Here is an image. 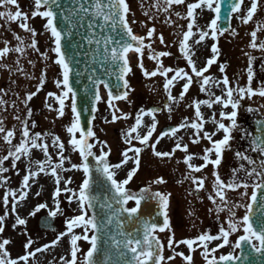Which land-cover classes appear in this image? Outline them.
Returning a JSON list of instances; mask_svg holds the SVG:
<instances>
[{"label":"snow or ice","instance_id":"snow-or-ice-1","mask_svg":"<svg viewBox=\"0 0 264 264\" xmlns=\"http://www.w3.org/2000/svg\"><path fill=\"white\" fill-rule=\"evenodd\" d=\"M259 0H251L250 7L247 8L246 13L243 16H237L238 19L242 21L243 24H248L252 19L254 14L258 10ZM73 7L64 9V6L60 3V0H34L35 10L32 11L31 17L35 18L39 16L46 19L44 28L46 31L50 32L51 37L53 38L54 47L51 49L52 52L56 54V59L54 61L61 68L62 79H57L55 81L56 87L60 89V94L56 95L54 93H48L49 97H55L59 103V108L56 110L58 116L62 117L64 115L65 102L66 100H71V111L73 113V122L71 126L67 127V132L71 134L69 144L72 147L73 151H78L81 157V163L79 165L73 164L72 168L77 170H82L84 178L77 189L69 187L73 183L71 177L64 179L62 175L58 172L61 171H71L63 167L64 160L66 159L63 155L65 150V145L59 141V137H55L52 140L53 145L58 146L60 161L59 163H52L51 156L48 153V145L44 143L47 133L42 136L40 133H35L30 136L28 119L31 118L32 112L28 108L27 116L28 119L22 120V134L21 140L18 144L13 145L12 138L14 137V130L6 131L3 127V121L0 120V133H3L2 139L6 144L9 145L8 154L0 157V174L7 173L9 169L4 167V162L10 157L12 158V167H16V161L21 159V156L29 157L31 149H40L43 151L46 159L44 161H36L37 171H32L31 164L32 161L29 160V166L26 169V173L20 185L19 194L17 191L7 190L3 196V205L5 207V212L3 215H0V233L5 231L4 222L8 217V205H9V196L12 197L11 212L15 215V224L12 225L15 228L18 225L26 226L27 220L21 218L17 214V205L20 202L25 201L28 197L29 190L31 188L30 180L34 179L40 173L45 175H51L54 177L55 188L52 194V200L55 204V209H49L47 203L37 204L33 210L29 212V216L34 217L42 209H49L48 216L56 217L57 214L63 215V210L60 207L59 197L62 193H67L65 196L68 204L71 205L73 202L77 204L79 210V215L74 217L66 218L65 225L66 231L60 232L56 238L51 242V244H45L42 247H37L32 251L29 249L35 243L28 237L27 242L24 245L25 254L20 256L17 259H11L9 252L6 250V245L10 243V240L3 239L0 241V264H20V261H23V264H28L30 257L35 258L37 253L45 252L49 248L55 247L59 244L61 239L65 236H68L70 239V259L65 256H61L60 260L63 264H78V253L81 251L78 246V241L84 240L90 244V248L83 256V260H79V264H98L94 259V256L98 254L100 245H101V236L100 233L107 227L108 224L112 222L113 216H120L122 214H127L125 219L133 223V229L130 231H119L118 236H121L122 239H117L116 236H110L109 239L117 249L120 255V259L115 262V264H166V261H171L175 259L176 256H181L186 264H193L192 252L195 251L194 245L201 247L203 251L201 252L202 257L204 258L206 264H236V262H244L248 260V256L252 252L259 253L261 256H264V211L261 212L258 218L253 219V206L258 205L261 209H264V200L260 197H264V158H261L259 161L253 159L251 156L246 155L244 152L237 150L235 156L241 161H246L250 167H245L242 163L239 168H234L232 170L233 178L225 183L221 178L218 172H214V181H213V192L214 195H209L208 199L216 205L215 211L217 217L221 212L227 211L228 219L225 222L227 227L223 224L220 225L219 233L217 235H211L208 232L202 233L196 238L183 239L180 241H175L174 233L169 235L167 239V248L173 250V255L165 258L163 252L165 250L164 243L156 235L158 232H165L168 230L171 233L170 219L168 216V207H169V198L171 193H162L159 191L153 192L151 187H146L140 189L138 193L131 192L126 186L132 181L133 177L136 175L140 167L141 162V153L144 150L142 147L132 146V140L135 139L142 146L151 147L153 155L158 158H171V156L176 152V150H182L185 153L188 152L187 144L182 145L179 141L175 144V147L171 152L157 151V145L164 136L175 135L180 128L191 127L195 129L192 143L196 144L200 142V139H206L212 145L210 148L204 149V155L199 157L204 161L203 164L196 166L190 163L194 158V155L187 154L184 158V163L192 172H201L203 168L207 167L209 164L213 165L214 168L218 167L221 164L223 153L226 150H230V141L233 139V131L238 129L237 124V109L240 107V101L247 98L251 99L255 95L264 97V87H261L258 91H254L251 87V82L253 80V61L256 59L253 56H249L248 64V86L232 88L229 86V80L225 75L220 81H213L212 78L204 75L208 71V68L214 64L219 56V49L214 43L211 46L212 56L206 61V66L197 69L195 61L192 59L194 52L190 53L188 40L190 37L195 35L193 33V27L197 26L199 39L195 41L196 44L201 43L205 40L206 37H209L215 41L217 40L218 34L223 35L224 32L229 31V28H221L218 21L221 16V7L222 4L227 6V19L230 20L233 14H238L242 11V5L244 0H197L195 3L187 4V14L186 17H181L189 19L187 24V31L183 34V39L180 44V50L184 55V58L187 60L188 66L191 68L192 73L197 78H202L200 84V90L202 92H208L209 99L204 101L195 102L196 112L195 116L199 119V123L192 122L189 124L187 118L183 123L178 127H173L169 131L162 132L159 137H157L154 143L149 144L150 138L153 135V132L156 130L157 121L154 113L158 109H149L145 111L141 109L135 119V124L127 131L125 135V143L129 145L125 150L121 152L122 159L117 164H111L109 160V155L111 153L110 147L106 142L96 141V143H90V139L95 138V133L91 126L87 127L85 130L81 127V111H78L77 108V91L74 87V84L70 80V76L73 74V67L71 66V61L68 59L67 51L62 45V39L65 36L71 37L73 35V29L77 26L83 27L85 20L87 19V28L90 30V35L86 37L87 42L96 46L95 52L101 56V63L108 65V68H116V72H109L108 68H105V73L108 75H115L117 79V84L114 86L116 89L123 87L125 91L122 93L113 94L112 87L109 83L105 82L103 79L98 77H89L92 81V84L95 86L96 91L94 93L93 106L91 108L92 119H95V112L97 108L95 104L101 101V96L99 94V86L104 85L105 88L109 89L108 91V107L112 109V120L106 122H115L118 119H127L128 114L122 113L121 110L115 106L114 101L126 100L129 94L130 86L129 82L125 77L131 73L132 69L129 64L128 54L130 52H135L138 54V64L137 66L141 69L146 78L155 77L161 75L165 77L164 89L168 92V100L177 102V98L171 95V86L177 78L185 79L186 82L183 84V91L180 93L179 99L182 100L185 94L188 92L190 85L193 82V76L189 75L183 68L173 69V68H164L162 63H160V58L169 56V52L161 51L155 52L152 49V44H145V39L151 40L155 33V28H149L145 36H137L133 33V29L129 24L127 19L130 14V7L126 0H72ZM185 0H165L164 11L167 12L169 8L173 5H183ZM10 6H14L17 10L12 12ZM159 7V5H156ZM207 8L211 12L215 13V16L207 23V30H200L199 26L196 25V10L200 9L201 11L204 8ZM44 10H41V9ZM0 9H5L0 11V20H3L5 24L10 22L20 21L19 27L25 32L31 34V43L25 44L24 38L19 35L13 34L14 38L18 41L17 45L14 48L8 46V41H4V47L0 49V60L6 57L9 52L20 53L21 55L25 54L26 48H31L33 51H39L37 47V32L35 29L31 28L28 24L29 15L26 12L20 10L18 0H0ZM63 9V11H61ZM145 15H148L145 12ZM176 16L180 17L181 13L176 12ZM153 19V17H149ZM166 23H171V21H165ZM132 23H136L133 19ZM95 28L100 29V34L97 35L95 31H91ZM264 31V24H258L257 29L253 30L251 35L250 47L253 49L259 48V50L264 51V41L257 44V32ZM113 33H116L119 36V39H116L113 36ZM232 34H235V30H232ZM161 44H164V37L161 34L158 37ZM145 49L149 50L148 58L150 60L157 61V69L149 72L144 68L143 65V55ZM42 57L46 60L48 59L47 53H42ZM247 55V53H246ZM29 63H33L29 61ZM17 71H23L19 67V59L16 61ZM2 68H9L6 64H0ZM224 65L220 66V72H224ZM174 72L175 74L168 78V74ZM75 76L79 77L80 73L75 72ZM210 81L215 83L217 86L219 84L224 85V90L221 96L213 97V93L206 88L209 85ZM46 82V73L42 72L39 78V83L36 88V92H30L26 95L25 107L27 108L28 102L40 91ZM122 82V84L120 83ZM76 84H79L80 81L76 80ZM2 91V90H0ZM234 93L239 97V99H234ZM226 97V98H225ZM4 101L0 100V104H3ZM204 104L209 108H212L214 104H219L223 108L231 107L232 111L226 113L221 111L220 121L215 119V116L212 117V123L216 125V131L223 132V138L219 140H214L213 136L216 135V132L209 133L203 131L204 123L202 114L200 112V105ZM46 107L51 108V105L47 104ZM168 107V105H165ZM169 111L171 109L169 108ZM248 111H254L249 108ZM117 113H120L118 116ZM144 116H151L152 123L150 125H145L147 128L146 134L141 136L137 129L141 126ZM17 120L20 119L19 116L15 117ZM223 120L230 121L229 125L223 123ZM91 121H89V124ZM32 128H35V122L31 124ZM79 132L80 138L77 139L75 134ZM262 135L258 136L250 141L251 151L258 153L260 156L264 157V128L261 129ZM133 133H137L135 137L132 136ZM202 133V136H201ZM39 141V143H38ZM96 144H100L99 149L100 154L96 155L93 152V148L96 147ZM108 149L105 151V149ZM133 153V155H129ZM215 154V159H210V154ZM91 158V159H90ZM131 162L134 166L126 172V176L122 180H117L116 175L117 171L121 170L128 163ZM50 170V171H49ZM240 172L244 173L245 178H241L238 174ZM18 174V173H17ZM188 178V177H186ZM193 184L197 186L196 190L199 191L204 187L205 178H196L191 177ZM251 181V183H249ZM100 182H104L108 185V190L114 193L110 198L115 205H118V208L113 209L112 203H107V207L112 210V215H110L106 221L103 223L98 219L97 215L93 213L89 216V209L94 208V201L98 198L93 195L94 186ZM7 183V178L0 175V186H3ZM63 183L64 187L61 188L60 185ZM166 181L163 177H158L155 180L151 181L150 184H164ZM252 188L250 197H248L247 189ZM239 189H244L243 192H240V199L243 200L245 197H248V203H237L230 202L226 197V190L236 192ZM258 191L260 196H258ZM36 196L40 195V192L35 194ZM217 198L219 199V204H217ZM152 199L156 200L160 207V215L163 216V224L158 225L155 222L142 221L138 215L141 202ZM129 201H134L135 206L127 207ZM244 208L245 214L241 218H236L235 209ZM213 211V209H209ZM117 225L120 229L124 227V221L118 220ZM82 228V234H75L74 229ZM242 229L243 234L239 235L234 244H231L233 249L232 252L228 254H221L218 257L215 255L219 249H222L230 245V236ZM89 232L93 234L89 236ZM24 235H28L27 232ZM213 241H220L216 244L215 247L209 248V244ZM258 242V243H254ZM181 244L186 245L189 254L184 255L181 252L174 251L175 247H179ZM248 246V255H244V246ZM236 249L241 250V255H235L234 252ZM51 264V262H49ZM104 264H111V258L109 257L104 261ZM264 264V262H262Z\"/></svg>","mask_w":264,"mask_h":264},{"label":"rangeland","instance_id":"rangeland-1","mask_svg":"<svg viewBox=\"0 0 264 264\" xmlns=\"http://www.w3.org/2000/svg\"><path fill=\"white\" fill-rule=\"evenodd\" d=\"M129 7H130V14H129V20L132 23V20L134 19L136 21V23H132L134 24L135 28L138 31V34L141 36H145L147 34V31L149 28H154L155 26V22L157 21V17L156 15L153 14V10L154 9H149L148 7H143V3L142 0H127ZM149 0H143V2H147ZM25 4L23 6H27L29 8L28 13H29V18L31 17V13L32 11L35 10V6H34V0H24ZM250 3L251 0H244V4L242 5V11L238 14H233V21H232V26L234 27L235 33H237L236 31L241 30V31H246L249 28H251L253 26L252 22L250 21L249 23L251 24H243L242 21L240 19L237 18V16H243L246 13L247 8L250 7ZM187 2L184 4V8L187 7ZM162 6H166L165 2H163L161 4ZM175 6V5H174ZM164 9V8H163ZM169 11L172 10V8L168 9ZM208 10V9H207ZM145 12L148 13V15H145ZM168 15H171L170 12H164ZM197 19H196V25L199 26L200 30H207L206 29V25L207 23L210 21V18H212L213 14L211 11L208 10V12L205 13V16L202 14V19L200 17V15L195 14ZM264 15V0H259L258 3V10L257 12L254 14L253 19H256L257 16H263ZM39 17V16H38ZM149 17H153V19H150ZM205 17V18H204ZM173 18L175 19V21H171V23H166L165 28L168 31L172 30V26L178 24L179 21H181L180 17L174 15ZM12 23V25L16 28V29H21L19 27V24L17 22H10ZM186 24V21H184V26ZM258 22H257V26H258ZM183 26V27H184ZM257 26H255L253 29H257ZM253 29L251 31H253ZM41 31V30H40ZM38 31V32H40ZM193 33L195 35H193L192 37H190V39L188 40V45H189V49H190V53L194 52L195 54L192 56V59L195 61V65L197 67V69H201V67L204 65V59L211 55V49L209 47V43L211 41L210 36L206 37L204 41H202L205 45V52L198 51V44L195 43L196 40L199 39V33H198V29L197 26L193 27ZM44 33V32H42ZM251 33V32H250ZM250 33L247 35V37H250ZM229 36H231L230 34H228L227 32H224V34L222 35V38H224V46L227 44V38H229ZM262 41H264V31H258L257 32V44L259 45V43H261ZM49 42V48H48V54H50V57L48 58L49 60H47L46 62V79L47 82L46 84L40 89L39 92H37V94L32 98L31 101L28 102L27 108L25 107V103L23 102L26 98V95L30 92H36V88L37 86L36 81L31 84L30 87H24V88H18L14 86V85H10V86H4V88L0 89L2 91H0V100H3L4 103L0 104V120L3 121V127L5 129H8L9 127H13L12 126V122H14V119L16 116H19L20 119L22 118L21 116H25L28 119L27 116V111L28 108L31 109L32 115L31 118L28 119V124H29V131H30V136L34 135L35 133H40L42 136H44V134H48L45 139H44V143H47L48 145V153L51 156L52 161H54L55 163H59L60 161V156L58 155V146L53 145L52 140L55 137H59V141L62 142L65 145V150H64V157L66 158L64 160V164L63 167L67 168V169H71V171H61V173L64 176V179H66L67 177H72L76 179L77 184L82 181V179L84 178L83 172L82 170H77V169H73L72 165L76 164L79 165L81 163V157L78 153V151H73L71 145L69 144V140L71 138V134H69L67 132V127L71 126V123L73 122V113L71 111V100H66L65 102V109H64V115L62 117L58 116V112L56 111L59 108V103L58 101L55 99V97H49L48 93H54L56 95L60 94V89H58L56 87L55 81L57 79H62V75H61V68L54 63L55 59H56V54L54 52L51 51V49L55 46L54 42L52 39L48 40ZM146 44L151 43L152 44V49L156 50V47L158 46V41H155V39H145ZM221 44V42H220ZM235 45V49H237V45ZM233 45V46H234ZM205 55L203 56L202 54ZM224 53V52H223ZM221 53V47H220V62L217 63L216 65L212 66V68H210L208 71L214 70V74L215 76H217V71L218 69H220V66L222 64V54ZM230 53V52H229ZM247 53V55H246ZM251 51L249 52L248 50H246V52L241 53V58L244 60L243 62V66L244 68L247 70L248 68V63H249V56H251ZM147 54H149V50L145 49L144 51V55H143V65L144 68L146 70H148L149 72L154 71V65L151 63H149L148 59H147ZM258 54L264 55V51L259 50V48L256 49V55L259 56ZM183 57V56H182ZM24 59V58H22ZM131 64H133V70L136 73L137 71H139L138 75L141 73V76L138 78V81L136 82V79L132 80V84H131V90L132 92L129 94V99L124 100L125 102L131 103L132 100H136L135 97L130 98L131 95H135V92L137 90V88L139 89V86H141V83H145L146 82V86L151 85L149 87H145V89H150L153 91V93L155 91L159 90V87L157 84H155L154 82L152 83L154 77H150V78H146L143 74V72L141 71V69L137 66L138 64V55H134L133 57H131ZM183 63H187V61L182 60ZM197 64H202L201 66L197 65ZM241 65V64H240ZM232 66V73L239 67V64L235 65V63L233 62ZM242 66V69H243ZM8 72V71H7ZM5 72V73H7ZM211 73V72H210ZM224 76L222 75V72H220V74L218 73L217 78L215 79V81H220L222 80ZM36 76H30L29 79H33V80H37ZM229 86L234 88V84L232 82V79H229ZM20 85V84H19ZM220 90V96L223 93L224 90V85L221 83L219 86ZM162 89V88H161ZM217 91L215 90V93ZM20 94L22 96H20ZM140 96V95H139ZM142 96V94H141ZM157 96V94H151L150 95V99L151 98H155ZM235 96V94H234ZM226 98V97H225ZM259 103H260V107L262 109V112L264 114V97H257ZM46 101L48 105H51V108L46 107ZM108 103V95L106 94V92H104L101 102H100V106L101 108H105L106 105ZM142 106V104H141ZM220 109L223 110L224 112H228L225 108H223L221 105ZM140 109V108H138ZM118 115V113H117ZM119 120V119H118ZM227 124H230V121L226 120ZM32 122H35L36 127L32 128L31 124ZM132 122V120H127V124ZM127 124H126V128H127ZM135 124L134 123L131 125L133 126ZM131 126L129 128H131ZM21 128L22 131V124L20 122L17 123V126ZM137 132L140 134V129L137 130ZM127 133V132H126ZM137 134V133H135ZM142 136V134H140ZM75 137L77 139H79V132H77L75 134ZM21 132L19 133L18 131H16L14 133V137L12 138V142L18 144L19 141L21 140ZM107 140H100L101 142H106L107 145L110 147V149L114 152L115 155L118 154L122 142L125 145L124 148L126 149L127 147H129L128 144H126L125 141V136L124 137H120V133H118L117 131H115V133H112L110 135H107ZM122 141V142H121ZM151 143H154L155 138L151 137L150 138ZM149 141V142H150ZM2 143V142H1ZM39 143V141H38ZM8 144H6L7 146ZM100 147L101 145L98 144ZM132 145H138V147H143L142 145L139 144V142L135 139L132 140ZM151 147H147L146 149L142 151L141 153V160L144 157L145 160V164H147L149 161L152 160V158L150 157L151 155ZM8 151L5 150V148L2 146V144H0V157L3 154H6ZM31 152H38L44 155L43 151L40 149H31ZM31 152H30V156L29 157H25V156H21V159L16 161V167L15 169V174L16 177H14L12 175V177H10V179L7 181V183L9 184V190H13V191H17L18 193V188L21 185V177H23L26 173V169H27V165L29 164V160H31ZM129 155H133V153H129ZM45 156V155H44ZM120 160V155L116 157V162H118ZM8 161H10L9 159L7 160V163L4 165V167L8 166ZM235 160H229V163L231 164H235L234 162ZM134 165L129 162L128 165L126 166L127 169L129 170L131 167H133ZM18 173V174H17ZM149 176L147 177H140L137 174L133 177L132 181L129 184H135L137 185L139 182H148L150 183L151 181H153V177L154 174L151 173V171L148 172ZM125 174H121L120 172L117 173V178L118 180H122L125 178ZM76 184V187L78 188V185ZM6 185V184H4ZM1 188V186H0ZM4 190H0V193H2ZM244 189H239L236 192H234V195L232 196V192H230L229 190H226V193L230 194V200L235 201V198L237 197L238 200H236L235 202L237 203H248L249 199L248 197H250L251 192H252V188L250 187L249 189H247L248 192V197H245L243 200L240 199V192H243ZM52 190L49 193L48 196V200L43 199V202L47 203L49 206V209H55V204L52 200ZM34 199V198H33ZM35 200V199H34ZM33 200V201H34ZM60 200V207L63 210V215L58 213V218L61 221V226L59 228V230L56 233H51L48 231H43L42 229H40L36 223V218L29 216V212H26V210H24L23 208H25V205L27 203V201H22L24 202L23 204H18L17 205V214L21 217V218H25L27 220V224L26 226L24 225H18L15 228L12 227L13 224H15V215L12 214L11 212V205H12V201L10 203V205L8 206L7 210H8V217L6 218L4 224L6 226V228H8L7 232H10L12 230H17L18 228H20L21 232L17 233L16 239L22 238L21 233L24 234L28 228V226H30L29 228V233L30 235H32V240L35 241V243L32 245V247L29 249V251H32L36 246L39 247L43 244L46 243H51L56 236L60 233V232H64L66 231V225H65V220L66 218L69 217H74L75 213H78L79 210H76L74 208V206L76 205L75 202H73L71 205L68 204L67 200L65 199V197H59ZM0 201H1V194H0ZM48 209V210H49ZM240 210L238 211L237 217L241 218L244 214H245V209L244 208H239ZM4 213H2L3 215ZM228 218V215H224ZM75 234H82L83 233V229L82 228H76L74 229ZM92 232H89V236H91ZM3 234V233H2ZM239 234H243L242 229L238 232L235 233L234 238L236 239V237ZM26 236V235H25ZM232 236V235H231ZM78 246L80 247L81 251L78 254L79 260H83V256L86 252V249L88 248V246L90 245L87 241L84 240H80L77 242ZM12 250H15V255L19 256V255H24L25 254V248L24 245H22L21 243H12L11 244ZM48 252L46 253V255L44 257H39L38 255H36L35 258H31L29 259L28 264H49V262H51V264H63V262L60 260L61 256H65L66 258H68L69 256V252H70V239L68 236H65L61 239V241L59 242L58 245H56L55 247L49 248L47 250ZM10 254V258H14L15 255L13 252L9 253ZM79 260H78V264H79ZM20 264H23L22 262Z\"/></svg>","mask_w":264,"mask_h":264},{"label":"flooded vegetation","instance_id":"flooded-vegetation-1","mask_svg":"<svg viewBox=\"0 0 264 264\" xmlns=\"http://www.w3.org/2000/svg\"><path fill=\"white\" fill-rule=\"evenodd\" d=\"M167 101L164 102L163 108L160 113H164L168 107H165ZM172 111L169 112L168 116L170 119L169 123H173L174 127H178L187 118V122L191 121V114L183 112L179 109L178 103L174 102L171 106ZM250 118V115H248ZM166 124V123H165ZM164 125V124H163ZM190 128H180L179 131L172 136L171 143L170 137L168 139L160 140L159 148L162 152L169 148L168 152H171L177 143V138L182 139L184 142L188 140V132ZM190 149L185 153L180 151L179 155L176 152L171 156V158L165 157L162 160H158V171L157 178L163 177L166 183L161 184L162 188L165 187L166 193H171L169 198V219L171 225V233L168 230L162 233L163 240L165 243V258L173 255V250L167 248V239L169 235L174 233L175 241H180L183 239L196 238L202 233L212 230L214 233L220 228V214L219 218L215 211L216 205L208 199L209 195H214L213 192V181L214 172H218L220 175V165L214 168L213 165L209 164L207 167L203 168L201 172H192L187 165L183 162L187 154L194 155V158L190 163L199 166L204 163L199 157L204 155V149L208 148L207 143H196L193 145L191 143ZM193 148V149H192ZM188 177V178H186ZM205 178L203 189L197 191V186L193 184L192 178ZM219 199L217 198V204H219ZM213 209V211H209ZM220 241H213L209 244V248L215 247ZM195 251L191 253L193 256V264H206L204 258L201 255L203 249L197 245L193 246ZM220 250L215 253L218 257L220 255ZM175 252L184 253V255L189 254V250L186 245L181 244L179 247H175ZM223 251V248H222ZM166 264H186L181 256H176L175 259L171 261H166Z\"/></svg>","mask_w":264,"mask_h":264},{"label":"water","instance_id":"water-1","mask_svg":"<svg viewBox=\"0 0 264 264\" xmlns=\"http://www.w3.org/2000/svg\"><path fill=\"white\" fill-rule=\"evenodd\" d=\"M60 3L64 6V9L73 7L72 0H60ZM63 11V9H61ZM227 6L222 4L221 7V23L220 26L224 28L228 24L227 19ZM91 31H95L97 35L100 34V29L95 28ZM90 35V30L87 28V19L84 22L83 27L77 26L73 29V35L71 37L65 36L62 39V45L67 51L68 59L71 61V66L73 67V74L70 76L71 82L74 84V87L77 91V108L78 111H81V127L85 130L87 127L92 124V113L91 108L93 106L94 93L96 91L95 86L92 84V81L89 77H98L103 79L105 82L109 83L112 87L113 94L122 93L124 91L123 87L116 89L114 86L118 83L115 75H108L105 73V68H108V65L101 63V56L95 52L96 46L94 44L90 45L87 42L86 37ZM113 36L116 39H119V36L116 33H113ZM79 72L80 76H75V72ZM109 72H116L117 69L112 67L108 68ZM79 80L80 83L76 84L75 81ZM122 84V82H120ZM96 105V104H95ZM89 121L91 123L89 124ZM91 159V158H90ZM148 186H143L146 188ZM133 193H138L140 189L135 190L128 188ZM152 190V189H151ZM153 192H156L152 190ZM114 193L108 190V185L104 182H100L94 186L93 195L98 199L94 201V208L91 209L92 214L95 213L98 219L103 223L107 218L112 215V210H110L106 205L107 203L113 204V209L118 208V205H115L110 198ZM258 196L260 193L258 191ZM264 200V197H260ZM128 207V206H127ZM264 209H261L258 205L253 206V219L258 218L261 212ZM160 207L156 200L148 199L141 202L139 217L142 221L155 222L158 225L163 224V216L159 214ZM127 214H122L120 216H113L112 222L107 225L106 228L100 233L101 236V245L97 255L94 256V259L98 264H104V261L111 258V264H115L117 260L120 259L119 252L109 239L110 236H116L117 239H122L121 236H118L119 231H130L133 229L134 224L128 222L125 217ZM124 221L123 229H120L117 225V221ZM241 255V253H240ZM244 255H248V246H244ZM264 262V256H261L259 253L252 252L248 256V260L244 262H236V264H262Z\"/></svg>","mask_w":264,"mask_h":264}]
</instances>
